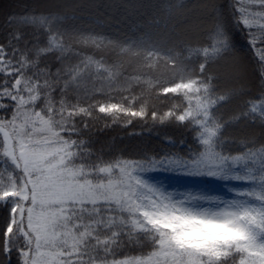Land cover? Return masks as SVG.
I'll use <instances>...</instances> for the list:
<instances>
[{"label":"snow or ice","instance_id":"6c2138e0","mask_svg":"<svg viewBox=\"0 0 264 264\" xmlns=\"http://www.w3.org/2000/svg\"><path fill=\"white\" fill-rule=\"evenodd\" d=\"M219 6H207L215 21L214 51L229 47L216 23ZM233 7L258 60L261 98L238 109L231 122L243 116L264 125V0H233ZM37 18L47 19L29 11L8 16L16 29L12 41ZM12 41L0 44V162L10 165L0 170V264H264V146L247 138L240 141L246 151L226 154L217 129L222 120L214 112L234 93L221 100L207 80L188 79L162 89L165 106L151 111L95 106L106 123L121 127L133 121L190 123L201 146L191 162L178 154L149 164L106 160L86 151L75 117L69 124L65 106L48 104L39 83L34 90L32 81L27 89L18 84L30 58ZM148 167L201 169L220 179L231 169L227 178L250 187L219 201L215 211H193L185 206L192 196L176 199L147 184L141 173Z\"/></svg>","mask_w":264,"mask_h":264},{"label":"trees","instance_id":"16d2710c","mask_svg":"<svg viewBox=\"0 0 264 264\" xmlns=\"http://www.w3.org/2000/svg\"><path fill=\"white\" fill-rule=\"evenodd\" d=\"M200 1L155 0L148 14L125 17L122 22L70 6L43 7L37 0H0V44L11 42V32L16 31L6 21L11 14L29 11L47 17L45 21L29 20L30 26L21 30V39L12 41L13 47H19L30 58L21 66L18 84L27 89L28 81H32L34 90L39 83L48 104L57 108L65 106L63 113L69 124L75 117L87 142L86 151L106 160L119 157L149 164L166 155L178 154L191 162V157L201 152L194 125L133 121L121 127L114 122L106 123L109 118L99 117L94 111L95 106L105 103L110 107L127 105L149 111L164 107L167 98L160 96L161 90L188 79L207 80L214 94H222L221 100L229 93L235 94L214 110L222 120L217 129H222L220 140L226 154L246 151L240 141L247 138H254L257 147L264 146V125L243 116L231 122L238 109L251 107V102H259L261 98L260 78L255 70L258 60L247 30L238 22L233 0H214L213 3L220 5L215 13L216 23L227 36L229 47L214 51L215 21L210 8L209 22L201 38L183 34L189 23V10ZM231 57L239 66L245 64L250 69L248 73L242 70L243 78L237 82H228L211 69ZM166 63L174 64L173 72L179 71L169 82L164 78ZM172 99L179 101L178 97ZM5 168L10 165L0 162V170ZM225 172L227 176L233 174L231 169ZM141 176L143 180L168 186L181 198L192 196L186 202L204 208L234 200L236 193L250 187L227 176L225 179L209 176L201 169L177 171L148 167ZM3 226L0 220V230ZM141 241L143 248L147 242L143 237Z\"/></svg>","mask_w":264,"mask_h":264},{"label":"rangeland","instance_id":"374dc122","mask_svg":"<svg viewBox=\"0 0 264 264\" xmlns=\"http://www.w3.org/2000/svg\"><path fill=\"white\" fill-rule=\"evenodd\" d=\"M41 6H56L60 8L72 7L82 11H88L99 15L107 20L116 19L123 22V18L127 17H139L150 12V9H153L155 6V0H37ZM214 0H201L198 4L189 10L190 17L187 27L183 30V34H187L188 37L192 38H201L202 30H204L209 22V10L208 5L213 3ZM69 8V7H68ZM189 15V14H188ZM167 72L164 74V78L170 80L173 79V76H177L178 70H173L174 64L166 63L163 66ZM183 70V67L180 66ZM180 67L178 69L181 72ZM177 68V67H176ZM216 72L220 78L225 79L228 82H237L239 79L243 78L242 72H249V68L244 64L242 67L239 66L238 61L233 57L222 61L219 67L211 68ZM243 70V71H242ZM175 76V77H176ZM147 184L152 187L161 189L166 193L172 194L174 198L180 199L181 196L176 194L173 191H170L168 186L158 185L149 179L144 180ZM186 207L191 208L193 211H215L218 208L217 206L211 207H200L192 203L186 202Z\"/></svg>","mask_w":264,"mask_h":264}]
</instances>
